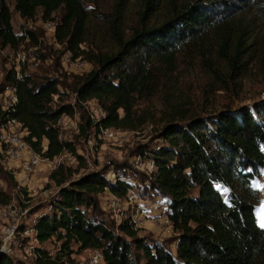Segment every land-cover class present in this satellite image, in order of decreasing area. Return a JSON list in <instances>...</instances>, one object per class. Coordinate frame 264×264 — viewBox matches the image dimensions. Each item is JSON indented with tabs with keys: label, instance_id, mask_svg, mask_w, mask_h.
Segmentation results:
<instances>
[{
	"label": "trees",
	"instance_id": "16d2710c",
	"mask_svg": "<svg viewBox=\"0 0 264 264\" xmlns=\"http://www.w3.org/2000/svg\"><path fill=\"white\" fill-rule=\"evenodd\" d=\"M127 1L114 0L103 51L89 42L94 16L85 0H0V51L18 49L27 37L37 46L33 32L14 31L12 13L34 20L41 12L44 21L55 23L56 43L92 65L73 78L74 104L52 76L23 74L17 80L9 70L4 77L5 87L16 89L13 117L27 130L30 147L48 160L68 152L78 162L77 169L59 165L48 176L57 193L44 211H36L41 215L34 225L40 244L35 264H68L73 246L78 252L100 250L105 264H264V228L255 214L259 193L252 186L264 169V101L207 115H171L154 131L160 144L140 148L139 155L154 163L147 189L166 206L177 236L174 254L163 243L140 237L129 219L110 227L101 217L98 195L104 188L123 197L132 185L119 180L125 173L118 169L111 170L115 180L106 178V169L80 174L85 158L77 155L75 141L60 137L59 117L73 116L93 100L105 117L79 118L77 137L87 138L99 127L136 131L150 119L149 113H138V103L158 92L160 80L176 72L186 53L190 58L223 36L217 54L228 70L240 72L244 51L231 36L242 29L246 12L264 15V0H137L136 23L125 31L121 13ZM10 202L1 192L0 204ZM48 244L57 250L50 252ZM0 264L12 260L1 253Z\"/></svg>",
	"mask_w": 264,
	"mask_h": 264
},
{
	"label": "rangeland",
	"instance_id": "374dc122",
	"mask_svg": "<svg viewBox=\"0 0 264 264\" xmlns=\"http://www.w3.org/2000/svg\"><path fill=\"white\" fill-rule=\"evenodd\" d=\"M85 5L94 16L89 30V42L104 51L109 42L107 22L113 17L114 0H85ZM10 9L13 11L12 3ZM137 9V0L127 1L121 13V29L126 31L127 28L135 25ZM242 21V29L235 37L231 36V41L240 42L241 50L244 51L241 55L243 68L240 72L228 70L219 58L218 45L225 41L223 36H220L212 40L209 46L206 45L200 53L195 52L189 58L188 52L184 57L179 58L176 72L167 79L160 80L158 92L146 101L138 103V113L150 114L149 121L138 130H120L121 134L117 139L110 141H93L94 131H91L87 138L77 137L79 134L74 133L72 129L63 131L62 139L65 137L75 141L78 155L86 157L85 169L80 168V174L106 169L109 171L106 178L115 180L111 170L118 169L119 172L125 173L122 177L132 185V189L123 197L114 196L105 189L98 195L101 217L110 227H116L124 219H129L132 223L136 220L140 237H144L148 243H163L168 250L175 253L177 236L171 225L166 222V216L162 214L166 206L160 197L154 196L147 189L146 178L152 172L133 167V157L139 155L141 147L148 145L150 149H155L160 144L159 141L154 140V131L159 129L171 115L183 111L189 114L207 115L224 108L233 110L252 108L254 104L264 101V15L256 14L255 11L246 12ZM46 22L50 21H44L41 12L37 13L34 20H24L18 14L12 13L14 31L33 32L38 45L33 44V41L27 37L18 49L6 48L0 51V94L6 89L4 82L6 72L9 70L14 72L16 54L22 53L26 59L19 69L22 75H49L57 78L64 85L59 86V89L66 93L67 102L74 104L73 78L90 72L92 65L81 57L77 58L80 61L76 64L67 62V51L56 41L49 39L43 29ZM82 47L87 49L86 45ZM78 65L85 66L83 71H80ZM82 107L75 110L78 121L82 116H89L86 104ZM119 113L122 115L121 111ZM88 140H91V143H88ZM143 161L147 162V159L143 157ZM67 167L77 169V160L71 161ZM53 169V166H44V170L35 176L30 186L20 191L13 174L7 173L0 165L2 191L11 196V203L19 210L29 212L23 220L26 227L33 214L39 210L44 211L57 193V187L48 179ZM252 186L259 193L255 214L260 226L264 223V169L252 182ZM128 195L133 197L132 204H128ZM47 248L50 252L57 250L55 244H48ZM73 250L75 254L71 256V262L68 264H85L86 255L83 251L78 252L74 246ZM8 256L12 264H35V258L24 248L15 247L13 253Z\"/></svg>",
	"mask_w": 264,
	"mask_h": 264
},
{
	"label": "built area",
	"instance_id": "2783aa9c",
	"mask_svg": "<svg viewBox=\"0 0 264 264\" xmlns=\"http://www.w3.org/2000/svg\"><path fill=\"white\" fill-rule=\"evenodd\" d=\"M43 29L47 33L49 39L55 42V23L52 21L46 22L43 25ZM25 60V55L22 53L16 54L14 63L15 66L13 70L17 80L22 78V74L19 69ZM66 61L76 64L80 60L77 58L74 59L72 54L67 51ZM78 66H80V71H83L85 66ZM16 103V89L12 86H9L0 94V114L2 116L0 117V165L7 173L13 174L18 186V190L22 191L30 186L35 176L44 170V166H53L54 169L59 165H64L67 167L71 161H75L76 157L71 153L63 152L55 159L48 160L45 159L41 154L35 152L25 140V138L28 136L27 130L24 128L21 122L13 117ZM85 104L89 112V118L92 122H99L105 117L104 111L100 106L96 105L97 103L95 104V102L88 101ZM56 126L59 129L61 138L63 131L68 129H72L76 134H79L80 132L76 114L73 116L63 114L57 120ZM93 131V141L116 140L117 136L121 134L120 130L113 128L99 127ZM63 140H70V138L66 139L64 137ZM88 143H91V140H88ZM84 158L86 160V157ZM132 165L136 169H145L149 173L154 171V163L148 159L147 162L143 161V157L141 155L133 157ZM119 180L128 182L126 178L122 176L119 178ZM104 189L109 191L108 188ZM1 192L4 191H2V180L0 179V193ZM127 199L129 200L128 204H132L131 200L133 197L128 195ZM162 214L166 216V222L172 227L166 210L162 212ZM28 215L29 212L27 210H19L11 202L8 204H0L1 253L10 255L13 253L14 248L17 247L18 249L24 248L29 255L36 258L35 249L39 248L40 244L36 238L34 225L37 219L40 217L41 212H35L30 219L29 225L26 227L23 220ZM130 222L133 228L137 229L136 226L138 222L136 220L133 221V223L131 220ZM17 236L20 237L18 238ZM83 253L86 255L85 264H103L104 262L103 254L98 249L88 248L83 250Z\"/></svg>",
	"mask_w": 264,
	"mask_h": 264
},
{
	"label": "snow or ice",
	"instance_id": "6c2138e0",
	"mask_svg": "<svg viewBox=\"0 0 264 264\" xmlns=\"http://www.w3.org/2000/svg\"><path fill=\"white\" fill-rule=\"evenodd\" d=\"M227 191H228V190H227L226 188L223 189V192H224V193H227ZM260 227H261V228H264V223H261V224H260Z\"/></svg>",
	"mask_w": 264,
	"mask_h": 264
},
{
	"label": "water",
	"instance_id": "95a60500",
	"mask_svg": "<svg viewBox=\"0 0 264 264\" xmlns=\"http://www.w3.org/2000/svg\"><path fill=\"white\" fill-rule=\"evenodd\" d=\"M0 254H1V252H0Z\"/></svg>",
	"mask_w": 264,
	"mask_h": 264
}]
</instances>
